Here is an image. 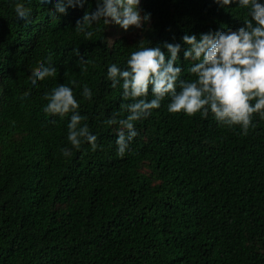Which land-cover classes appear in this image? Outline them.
<instances>
[{"label":"trees","instance_id":"1","mask_svg":"<svg viewBox=\"0 0 264 264\" xmlns=\"http://www.w3.org/2000/svg\"><path fill=\"white\" fill-rule=\"evenodd\" d=\"M16 3L30 10L27 21L16 17ZM95 9L96 0H88L53 18L54 3L0 0V264H264L259 114L242 135L211 114L169 113L165 97L135 122L137 135L123 157L119 126L104 123L115 112L118 119L127 115L121 86L107 79L109 66L126 68L142 46L160 47L167 58L164 44H180L181 79L195 80L182 37L238 30L247 10L214 0H141L150 22L139 36L111 42L103 20L89 29L91 38L75 29ZM49 56L56 75L32 86L30 70ZM60 84L72 87L87 117L82 124L97 137L95 151L68 142L71 113L43 111V97ZM84 85L90 101L81 95Z\"/></svg>","mask_w":264,"mask_h":264},{"label":"clouds","instance_id":"2","mask_svg":"<svg viewBox=\"0 0 264 264\" xmlns=\"http://www.w3.org/2000/svg\"><path fill=\"white\" fill-rule=\"evenodd\" d=\"M88 0H41V3H54L50 15L56 18L58 14H66L69 7H81ZM141 0H96L95 11H86L82 18L76 21V31L91 38L89 30L94 24L103 20L105 25L115 24L128 31L129 28L143 29L150 22L151 14H141ZM220 7L236 3L241 9H246L249 19L245 27L238 30L185 34L182 41L187 45L184 59L192 61L188 72L195 80L181 79L183 68L177 66L180 44L165 43L166 53L160 47H141L130 54L126 68L121 69L112 64L107 69V79L111 87L122 88L120 105L125 118H119L120 112L104 121L107 125H118L117 155L123 157L129 149L131 141L137 135L135 122L148 118L152 111L161 106L165 97L170 98L167 110L172 114L184 113L192 117L199 113L203 118L209 114L221 126L232 128L239 126L242 135H247L249 128L254 127L252 118L259 114L264 119V4L259 0H214ZM16 17L28 20L30 10L22 3H16ZM77 55L79 51L77 50ZM52 57L41 61L30 70L29 80L32 86L38 81L54 77L57 69L51 63ZM80 62L87 65L88 61L81 56ZM82 71L86 67H82ZM73 85L75 81L71 82ZM179 83V90L177 84ZM151 94V99L147 97ZM29 92L23 94L27 98ZM85 100H91L93 93L83 86L81 93ZM47 104L43 108L46 114L64 117L71 113L67 125V140L73 149L79 150L87 143L95 151L97 137L90 133L89 127L82 121L78 109L80 103L75 98L72 87L60 84L51 93L43 97ZM63 156L71 155L67 147L60 149Z\"/></svg>","mask_w":264,"mask_h":264},{"label":"rangeland","instance_id":"3","mask_svg":"<svg viewBox=\"0 0 264 264\" xmlns=\"http://www.w3.org/2000/svg\"><path fill=\"white\" fill-rule=\"evenodd\" d=\"M141 29L136 28H129L128 31H124L122 28H120L118 25L109 24V35H110V41L112 42L114 39L119 37L120 35H128L129 37H137L141 34Z\"/></svg>","mask_w":264,"mask_h":264}]
</instances>
